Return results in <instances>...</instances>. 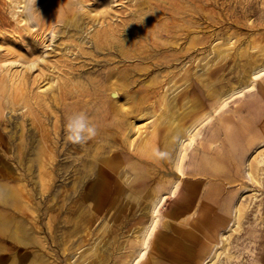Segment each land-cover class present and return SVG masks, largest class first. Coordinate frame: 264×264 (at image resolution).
Returning a JSON list of instances; mask_svg holds the SVG:
<instances>
[{"label":"rangeland","instance_id":"obj_1","mask_svg":"<svg viewBox=\"0 0 264 264\" xmlns=\"http://www.w3.org/2000/svg\"><path fill=\"white\" fill-rule=\"evenodd\" d=\"M23 7L27 9L23 10ZM159 11L170 13V21L179 25L178 49L154 45L159 43H153L160 38L158 36H166V32H156L161 29L155 30V39L144 42V52L137 55L131 50V57L120 56L115 49L96 47L100 40L113 38L119 46L128 36H136L135 31L143 26L141 21L146 15L152 18L151 25H163V19L154 17ZM25 14L32 21L25 18ZM72 16L75 25H66ZM93 19L98 21L93 24ZM97 31L101 38L96 37L95 41L91 36ZM69 33H75L79 39L68 36ZM192 38L195 42L187 46ZM7 57L36 59L39 64L31 71L28 88L31 97L35 96L33 100L47 112L46 126L54 134L55 161L50 167L51 182L46 188L50 190L40 191L39 183H36L39 179L37 167L31 168L29 162L39 140L40 131L37 132L39 129L33 124L37 120L34 121L27 108L20 104L15 105V110L5 108L0 117V219H6L5 224L9 226L19 223L33 242H17L12 246L8 244L10 240H0V254L3 255L0 264H10L14 256L22 257L18 258L19 264H42L44 261L76 264L78 260L83 261L82 254H92V245H98L101 251L86 260L87 264H99L107 256L109 259L102 264H123L122 261L129 264L131 258L125 262V255L129 250L135 255L145 239L149 246L145 245L148 247L142 264H264V92L260 86L264 83V74L252 78L251 73L256 63H264V0H0V59ZM14 63L11 67L8 64L10 69H23L22 63ZM111 71H115L116 76ZM118 71L125 72L124 76ZM90 76L98 79L103 87L100 86L96 95L67 96L69 99L64 100L65 79L74 78L92 88L96 84ZM248 79L252 80L251 87L224 100L227 92L239 88ZM108 80L118 86L114 88L118 92L117 101L109 103L112 109L121 105L129 109V117L116 116L122 118L117 122L120 138L119 135L113 137L117 147L110 154L127 152L130 156L124 162L115 157L116 174L105 166L103 155L93 157L96 144L91 140L84 145L67 141L65 117L73 112L66 114L61 107L81 99L110 100L108 88L104 89L105 85H110ZM46 87L51 90L45 91ZM213 93L222 101L211 108ZM55 96L60 98L59 105ZM163 97L167 98V106L162 104ZM161 110L174 112L185 129L197 125L191 132L192 143L185 141L183 144L186 156L180 168H175L176 160L148 159L137 153L141 140L152 137L155 114ZM104 114L103 123L105 116L109 118ZM255 117H258V123L255 120L254 125L257 133L243 135L233 149L225 137L228 132L224 131L234 129L242 120L253 121ZM221 119L227 122L226 126ZM128 120L133 121L128 131L131 141L125 145L122 139L127 133L124 131ZM163 120L155 136L161 151L168 134V119ZM23 137L27 141L23 151L25 156L19 160L17 144ZM179 147L180 143L176 152ZM205 147L209 149L205 151L210 159L217 152L221 156H217L215 162L220 166L218 174L212 171L211 161L205 170L198 169ZM90 163H93L94 171L84 175V169ZM97 183H103L102 189ZM13 190L17 191L18 198H7L5 193ZM153 190L165 193L153 212L156 215L150 210L157 201L156 196L150 195ZM39 191L41 195H38ZM152 216L157 217L149 226L148 239L143 233ZM1 229L0 225V232L10 234ZM74 230L80 232L72 239L71 250L64 252L59 239L66 235L67 239L73 237L69 233ZM131 242L136 243L134 248ZM79 244L82 246L77 249Z\"/></svg>","mask_w":264,"mask_h":264},{"label":"bare ground","instance_id":"obj_2","mask_svg":"<svg viewBox=\"0 0 264 264\" xmlns=\"http://www.w3.org/2000/svg\"><path fill=\"white\" fill-rule=\"evenodd\" d=\"M5 1H11V0H5ZM152 1V0H151ZM178 1V0H177ZM104 2V1H103ZM135 2V1H134ZM156 2V1H154ZM176 2V1H175ZM14 3V2H13ZM82 3V2H81ZM91 3V2H90ZM158 3V1H157ZM181 3V2H180ZM183 3V2H182ZM196 3V2H195ZM194 3V4H195ZM23 4V3H22ZM21 4V5H22ZM103 4V3H102ZM137 4V3H136ZM163 4V2H162ZM176 4V3H175ZM19 5V6H21ZM26 5V4H25ZM111 5V4H110ZM147 5V4H146ZM168 6V4H166ZM180 5V4H179ZM102 6V5H101ZM158 7V6H157ZM180 7V6H179ZM18 8V6H17ZM25 7H23V10H24ZM162 8V6L160 7V9ZM176 8V7H175ZM27 9V8H25ZM88 9V8H87ZM147 9V8H146ZM159 9V7H158ZM182 8H180L181 10ZM17 10V9H16ZM164 10V9H163ZM26 11V10H25ZM91 10H89L90 12ZM165 11V10H164ZM94 12V11H93ZM91 12V13H93ZM171 12V11H170ZM178 13V12H177ZM29 14V13H28ZM21 15V14H20ZM152 15V14H151ZM157 16L154 15V17L157 19V20H161L163 19L164 20V23L163 25H158V24H150L152 18L151 17H148L147 15L145 16V18L142 19V24L143 26L141 27H138L137 31H135L136 36H128L127 39H125V41L122 42L121 45L117 46V44L112 41L113 38H111V40H100L99 39L101 37V35H99L100 31H97L96 35L95 34H92L91 36V39L93 38L95 40L96 37L97 40L99 41L100 44H97L96 43V47L97 48H102V49H105V48H108V49H115L117 52H119L120 56H127L129 55L130 57L132 56V54L130 53L131 50H135L137 55L139 54V52H142V46H144V42L146 41H149V40H152V39H155V35H154V32L155 30H158V29H161V30H158L156 31L157 33H161V32H166V36H158L160 37L159 39L156 38V41H154L153 43L155 42H159V43H155L154 45L156 46V44H160L161 46H163L164 48H170L171 49H178L180 47V42H179V39L177 38L178 36V33H177V30H180L178 29V24H174L172 23L170 20H172V16L170 13H166V12H163V11H159L158 14H156ZM25 18H28L29 15L25 14L24 15ZM176 16V15H175ZM23 18V17H22ZM72 18L73 16L68 19V21L65 23L66 25H70V26H74L75 24L72 22ZM140 18V17H139ZM174 18V17H173ZM206 18V17H205ZM29 19V18H28ZM87 19V18H86ZM135 19V18H134ZM177 19V18H176ZM16 20V19H15ZM24 21V18L22 19ZM194 20V19H193ZM28 21V20H27ZM26 21V22H27ZM29 21H32V19ZM28 21V22H29ZM96 19H93V24L96 23ZM139 22V21H138ZM77 23V22H76ZM86 23V22H84ZM90 23V21H89ZM162 23V22H161ZM194 24V23H193ZM35 25V24H34ZM209 25V24H208ZM212 25V24H211ZM36 26V25H35ZM56 26V25H55ZM20 27V26H19ZM32 27V26H31ZM37 27V26H36ZM80 27V26H79ZM78 27V28H79ZM88 27V25H87ZM93 27V26H92ZM123 27V26H122ZM193 27V26H192ZM26 28V27H25ZM47 29V28H46ZM61 29V28H60ZM67 29V28H65ZM90 29V28H89ZM123 29V28H122ZM188 29V28H187ZM198 29V28H197ZM227 29V28H226ZM217 30V29H216ZM37 31V30H36ZM153 31V32H152ZM188 31V30H186ZM229 31V30H228ZM55 30H53V34H54ZM78 33L80 31H77ZM125 32V31H124ZM128 32V31H127ZM130 32V31H129ZM192 32V31H191ZM237 32V31H236ZM67 33V32H66ZM52 34V35H53ZM64 34H65V30H64ZM120 34V33H119ZM123 34V33H122ZM134 34V33H133ZM202 34V33H201ZM213 34V32H212ZM252 34V33H251ZM5 35V33H4ZM27 35V34H26ZM57 35V34H56ZM68 36H72L73 38L75 39H79V36H76L75 33H69L67 34ZM66 35V36H67ZM194 35V34H193ZM215 35V34H214ZM181 36V35H180ZM192 36V35H191ZM56 37V36H55ZM62 37V36H61ZM193 37V36H192ZM182 38V37H181ZM188 38V37H187ZM212 38V37H211ZM183 39V38H182ZM181 39V40H182ZM214 39V38H213ZM230 39V38H229ZM233 39V38H232ZM22 40V39H21ZM96 41V40H95ZM251 41V40H250ZM37 42V40H36ZM145 42V44H146ZM152 42V41H150ZM149 42V43H150ZM185 42V41H184ZM194 43L195 42V38H192L189 42V45H191L190 43ZM209 42V41H208ZM38 43V42H37ZM220 43V42H219ZM224 43V42H223ZM240 43V42H239ZM184 44V43H183ZM208 44V43H207ZM206 44V45H207ZM10 45V44H9ZM46 45V44H45ZM153 45V44H152ZM205 45V46H206ZM116 46L118 48H116ZM217 47V46H216ZM58 48V47H57ZM159 48H161L159 46ZM158 48V49H159ZM16 49V48H15ZM44 49V48H43ZM54 49V48H52ZM144 49H145V46H144ZM199 49V48H198ZM60 50V49H58ZM164 50V49H163ZM162 50V51H163ZM229 50V49H228ZM56 51V50H55ZM107 51V50H106ZM46 52V51H45ZM144 52V51H143ZM146 52V51H145ZM209 52V51H208ZM29 53V52H28ZM33 53V52H32ZM43 53V52H42ZM135 53V52H134ZM135 53V54H136ZM151 53V52H150ZM144 54V53H143ZM159 54V53H158ZM5 55V53H4ZM35 55V54H34ZM39 55V54H38ZM136 55V56H137ZM142 55V53L140 54ZM236 55V53H235ZM159 56V55H157ZM216 56V55H215ZM42 57V56H41ZM47 57V56H46ZM81 57V56H80ZM96 57V56H95ZM161 57V56H160ZM129 58V57H128ZM153 58V57H152ZM169 58V57H168ZM167 58V59H168ZM241 58V57H240ZM143 59V58H142ZM194 59V58H193ZM36 59H31V60H22V59H19V58H10V57H7L6 59H0V117L1 115L4 113V109L5 108H9V109H13L15 110V105H21V107H26L27 108V111H28V114L29 116L34 120L36 121L37 120V123L36 122H33V124L39 129L37 130L40 131V133L38 134L39 136V140L37 141V145L35 146L36 149L35 150V153L32 157H30L29 159V162L31 163V168L34 167L36 165L37 167V170H38V179L36 182L37 184L39 183V186L40 188V191H44L46 188H48L47 186L49 185V183L51 182V176H52V170H50L51 166H53V162L55 161V141L53 139V133H51V130L50 128H47V121L45 120V118L47 117V112L45 110V108L38 102H36V100H33L35 98L31 97L32 94L30 92V88H28V83L30 82L29 80V77H30V74H31V71L34 69V67H38L39 64H37V62L35 61ZM41 60L43 62H46V59L45 58H41ZM166 60V59H165ZM255 60V59H254ZM52 61V60H51ZM57 61V60H56ZM14 62H17L19 64L22 63V70H18V71H15V70H12L10 69L11 65L14 63ZM143 63V62H142ZM148 63V62H146ZM158 63V62H157ZM253 63V62H252ZM256 63V62H255ZM8 64L10 65V67L8 66ZM15 64V63H14ZM113 64V63H112ZM144 65V64H143ZM141 64V66H143ZM148 65V64H147ZM17 66V65H16ZM50 67V65H48ZM94 66V65H93ZM114 66V65H113ZM146 66V65H145ZM144 66V67H145ZM152 66V64H151ZM13 67V66H12ZM20 67V68H21ZM55 67V66H54ZM99 67V66H98ZM14 68V67H13ZM19 68V69H20ZM108 68V67H107ZM163 68V67H162ZM106 69V68H105ZM105 69H103L104 71H106ZM113 69V68H112ZM116 68H114L115 70ZM120 69V68H119ZM118 69V70H119ZM145 69V68H144ZM166 69V68H164ZM111 70V69H110ZM139 70V69H138ZM143 70V69H142ZM158 70V69H157ZM120 71V70H119ZM118 71V72H119ZM124 70H122L123 72ZM189 71V70H188ZM111 72H114V76H116V72L115 71H111ZM121 72V71H120ZM119 72V73H120ZM125 73V72H124ZM123 73V74H124ZM252 75L253 77L252 78H255L259 75H262L264 74V63H256L253 67V70H252ZM81 74V73H80ZM79 74V76H80ZM84 74V73H82ZM93 74V73H91ZM110 74V73H109ZM120 73V75H123ZM241 74V73H240ZM119 75V74H118ZM126 75V74H125ZM105 76V75H104ZM103 76V77H104ZM113 76V77H114ZM124 76V75H123ZM123 76L121 79H123ZM110 75H108V79H109ZM118 77H121V76H118ZM126 77V76H125ZM172 77V76H171ZM262 77V76H261ZM117 78V77H116ZM170 77H168L169 79ZM31 79V78H30ZM163 79V78H162ZM165 79V78H164ZM167 79V80H168ZM90 80L91 81H94L96 85H94L92 88H88L86 87L85 84L79 82V81H76L74 80V78L72 79H68L66 81L65 79V85H63V91H64V100H68L69 98L67 96H72V97H88V95H96L97 91L100 89V82L98 79H95L94 77H91L90 76ZM105 80V79H104ZM118 80V79H116ZM125 80V79H123ZM129 80V79H128ZM166 80V81H167ZM37 81V80H35ZM121 81V80H120ZM126 81H127V77H126ZM162 81V80H161ZM165 81V82H166ZM251 81L252 80H247L243 83L242 86H240L239 88L237 87L236 89H233V90H230L229 92H225L226 95H224V100H227L229 98H232L233 96L243 92V90L245 88H249L251 87ZM97 82H99L97 84ZM102 82V81H101ZM104 82V81H103ZM106 82V81H105ZM104 82V83H105ZM109 82V80H108ZM123 82V81H122ZM33 83V82H31ZM110 83V82H109ZM149 83H152V80L149 81ZM175 83V82H174ZM253 83V82H252ZM107 84V82L105 83ZM103 84V85H105ZM117 84V83H115ZM114 82L111 81L110 85L107 86L105 85V88H108L107 89V95H108V98L110 100L108 101H99V100H77V101H74L72 104H62L61 107H62V110L68 114L71 112L74 113V112H77V111H84L88 114L89 118H90V121L92 123H94L96 125V127L98 128V135L91 139V142L92 144H96L95 145V149H96V152L94 151V154H93V157L94 158H97L98 156L100 155H103L104 157V161H105V166L109 169H111L112 172H114L116 174V169L118 167V165L115 163L116 159L115 157H119L121 159V161H127L129 160L130 156L129 154H127V152L123 153V152H120V153H111V151L115 150V148L117 147V144L114 142L115 140H113L114 136L115 135H119V131L117 130V122H121V119L122 118H126V117H129L127 114L129 112V109H125V105H121V106H118L114 109H112V107L110 106V102L111 104H114V101H117V95H115L114 93L118 94V92L115 90L117 88H115V85ZM120 84V82H119ZM123 84H126V83H123ZM122 85V84H121ZM127 85V84H126ZM191 85V84H190ZM240 85V84H239ZM33 86H34V83H33ZM51 86V85H50ZM114 86V87H113ZM158 86V85H156ZM162 86V85H161ZM260 86H261V90L264 92V83L261 82L260 83ZM102 87V86H101ZM118 87V86H117ZM124 87V86H123ZM126 87V86H125ZM150 87H153V86H150ZM163 87V86H162ZM103 88V87H102ZM115 88V89H114ZM154 88V87H153ZM152 88V89H153ZM161 88V87H160ZM93 89V90H92ZM162 89V88H161ZM160 89V90H161ZM35 90V89H34ZM51 90V87L49 89V87H46L45 88V91H50ZM121 90V89H120ZM151 90V89H150ZM188 90V88H187ZM246 90V89H245ZM149 91V90H148ZM147 92V91H145ZM163 92V91H162ZM213 91H211L212 93ZM33 93V92H32ZM74 93V94H73ZM35 94V93H34ZM160 94V93H158ZM241 95V94H240ZM128 97H130V95L128 94L127 95ZM126 96V99H128V97ZM213 99L214 101L211 103V108H214L215 105L219 103V99L217 96L214 95V93L212 94ZM215 96V97H214ZM175 97V96H174ZM238 97V96H237ZM48 99V98H47ZM54 99L58 100L57 102V105H59V101H60V98H56V96L54 97ZM85 99V98H84ZM151 99V98H150ZM53 100V99H52ZM222 101V100H221ZM254 102L257 101V99H253ZM47 102V101H46ZM162 104L163 105H166L167 106V98L163 97V100H162ZM189 102V101H188ZM170 103V102H169ZM168 103V104H169ZM175 104V102H174ZM252 105L253 102H252ZM52 106V105H51ZM49 107V106H48ZM47 107V108H48ZM73 107V109L71 108ZM129 107V106H128ZM173 107V106H172ZM101 109L103 110L101 112ZM103 112L107 115H109V118L107 119V117L105 116L106 118V121L105 123H103V119H102V114ZM112 112H115V114L111 115ZM168 112V113H167ZM165 112L164 110H161L159 113L155 114L156 116V119L153 123V132H152V137H146L144 140H141L140 142V146L138 147V154L139 156L141 157H144V158H148V159H158V157L155 155V152L157 149H159V146L156 145V140H155V136L157 135V130H158V127L161 126L159 124H162L164 123V120L163 118H166L168 120L167 121V130H168V134L164 140V148H163V151H165L168 155L166 158H164L163 160L168 161V162H171L172 160L175 161V168H180V165H181V161L185 158V154H184V151H186V147L185 145L183 146L184 142L187 141L189 144L192 143V140H193V136L191 137V132L194 131V129L197 127V125H190L188 126L186 129L184 128V123L181 122V118L180 117H177V115L174 113V112H170V111H167ZM15 113V112H14ZM104 114V115H105ZM117 114V115H116ZM121 114L122 118L119 119V115ZM153 114V113H152ZM15 115V114H13ZM51 115V114H50ZM154 115V114H153ZM23 116V115H21ZM116 116H119V117H116ZM137 116V115H136ZM143 115H140L139 117H141ZM55 117V116H54ZM104 117V116H103ZM138 117V116H137ZM9 118V117H8ZM118 119V120H117ZM257 119L258 117H255V119L252 121V120H242L240 121L238 124L235 125V128L234 129H230V131H224L225 133V137H227V140H228V144H230L231 142V145L233 146V149H236L237 145H238V142L240 140V138L245 135V134H250V132L252 133L253 131L255 132L256 128H254V125L256 126V123H255V120L257 122ZM177 120V121H176ZM221 123H223L224 125L227 123L226 121L224 120H220ZM2 122V120L0 121ZM3 122H4V119H3ZM17 122V121H16ZM14 123V122H13ZM258 123V122H257ZM16 124V123H15ZM132 124H133V121H127L125 122V126H126V129L124 132L127 131L126 135H123V139H122V142L123 144L125 145H128V143L131 141L130 139V136H128V131H130V128L132 127ZM136 124V123H135ZM25 126V125H24ZM28 126V125H27ZM226 126V125H225ZM32 127V126H31ZM34 127V126H33ZM33 129V128H32ZM256 129V130H255ZM31 130V129H30ZM35 130V128H34ZM11 132V131H10ZM34 131V133H37ZM28 133V132H27ZM33 133V131L31 132ZM222 133V132H221ZM257 133V132H255ZM9 134V133H8ZM259 134V133H258ZM257 134V135H258ZM32 135V134H31ZM30 135V136H31ZM36 135V134H35ZM65 135V134H64ZM256 135V134H254ZM10 136V135H9ZM14 136V135H13ZM18 136V134H17ZM21 136V135H20ZM118 137V136H117ZM217 137V136H215ZM119 138H120V135H119ZM2 139V137H0V140ZM11 139V138H10ZM22 141L20 143H18L17 145H19V148H18V158L19 160L22 159L23 155L25 156L24 154V149L26 148V144H27V141H26V138L23 137L21 138ZM99 139V140H97ZM96 140V141H95ZM16 141V140H15ZM36 142V141H35ZM209 142V141H208ZM67 143V142H66ZM180 143V147H179V150L177 149L178 152H176V148H177V145ZM12 144V143H11ZM216 144V142H215ZM210 145H211V141H210ZM61 146V145H60ZM189 146V145H188ZM230 146V145H229ZM34 147V148H35ZM263 147V146H262ZM92 148V147H91ZM211 148V147H210ZM231 148V146H230ZM127 149V148H126ZM128 150V149H127ZM203 156L202 158L198 161V169L200 171H203L205 170V167H207L208 165V162L210 163L211 167L214 166L212 168V171L215 172L216 174L217 173V170L219 169V165L216 162V159L218 160V157H221V156H218L219 152L215 153V156H211L212 159L209 158V154H208V151H205V150H209L208 148H203ZM4 151V150H3ZM30 151V150H29ZM100 152V153H99ZM211 152V151H210ZM59 153V152H58ZM13 154H16L13 152ZM30 155V154H29ZM108 155V156H106ZM218 156V157H217ZM176 158V159H175ZM60 159V158H59ZM27 160V159H25ZM57 160V158H56ZM160 160V159H159ZM154 161V160H153ZM161 161V160H160ZM159 161V163H161ZM59 162V161H58ZM23 163V162H22ZM26 163V162H25ZM66 163V162H64ZM247 163V162H246ZM58 164V163H57ZM100 164V163H99ZM10 165V164H9ZM14 166V165H13ZM28 166V167H29ZM25 167V166H24ZM27 167V168H28ZM29 167V168H30ZM74 167V166H73ZM14 168V167H13ZM21 168V167H20ZM29 168L27 170H29ZM185 168V167H184ZM24 169V168H22ZM104 169V168H103ZM155 169V168H154ZM14 170V169H13ZM20 170V169H19ZM25 170V169H24ZM31 171H33L32 169H30ZM85 173L84 175H90L93 171H94V165L93 163H90L88 166H86V169H84ZM260 171V170H259ZM30 172V171H29ZM37 172V171H36ZM35 172V173H36ZM26 173V172H25ZM179 173V172H178ZM13 174V173H12ZM57 174V173H56ZM20 175V174H19ZM180 175V173H179ZM182 175V174H181ZM180 175V176H181ZM259 175V174H258ZM60 176V175H59ZM6 177V176H5ZM56 177V176H55ZM20 178H23L20 176ZM61 179V178H60ZM28 180V179H27ZM31 180H34V179H31ZM24 181V180H23ZM35 182V180H34ZM24 183V182H23ZM33 184L34 186V183L33 182H30ZM63 183V182H62ZM76 183V181H75ZM178 183V182H176ZM175 183V184H176ZM25 184V183H24ZM65 184V182H64ZM98 184V183H97ZM103 184V183H102ZM102 184L99 183L98 187L99 189H102ZM80 185V184H79ZM38 186V187H39ZM75 186V185H74ZM174 186V185H173ZM31 187V186H30ZM67 187V186H66ZM175 187V186H174ZM244 187V186H243ZM172 188V187H171ZM176 188V187H175ZM33 189V188H32ZM31 189V190H32ZM37 189V190H38ZM174 189V188H173ZM36 190V189H35ZM36 190V191H37ZM47 190V189H46ZM50 190V189H49ZM47 190V191H49ZM53 190V189H52ZM38 193V195L41 193ZM173 191V190H172ZM171 191V192H172ZM34 192V191H33ZM153 193L150 194L152 196H156L157 197V201L154 202V204L151 207L150 210H152V213L156 211V207H157V204H159L160 200L163 199L165 196V193L163 194V192H157L156 190H153L152 191ZM31 193V192H29ZM151 193V191L149 192ZM167 193V192H166ZM6 194V197L7 198H15L17 199L18 198V193L17 191L13 190L12 192H9V193H5ZM35 194V193H34ZM66 194V193H65ZM168 194V193H167ZM166 194V195H167ZM254 194V193H253ZM30 195V194H29ZM37 195V196H38ZM44 195V194H43ZM175 195V194H174ZM45 196V195H44ZM53 196V195H52ZM36 197V196H35ZM41 197V196H40ZM150 198V197H149ZM238 198V197H237ZM32 199H33V196H32ZM43 199V198H42ZM55 199V198H54ZM153 200V198H151ZM150 199V200H151ZM53 200V198L51 199ZM50 200V201H51ZM37 201V200H36ZM33 203V202H32ZM31 203V204H32ZM39 203V201L37 202ZM34 205V204H33ZM35 206V205H34ZM147 207H149L147 205ZM46 208V207H45ZM70 208V207H69ZM149 209V208H148ZM10 210V209H8ZM33 210V209H32ZM195 210V209H194ZM147 211V210H145ZM20 212V211H19ZM40 212V211H39ZM143 212V211H142ZM158 212V211H157ZM36 213V212H35ZM46 213V212H45ZM144 213V212H143ZM175 213H176V210H175ZM192 213V212H191ZM155 214V213H153ZM39 215V214H38ZM156 215V214H155ZM172 215H174L172 213ZM35 216V215H34ZM203 216V215H202ZM31 217V216H30ZM36 217V216H35ZM48 217V216H47ZM157 217V216H155ZM155 217L152 216V219L150 221V225H148L147 227H145V231L143 233V237L146 236L147 234V231H149L148 229L150 228L149 226L152 225V223L155 221ZM39 218V217H38ZM19 219V218H18ZM37 219V218H36ZM6 220V219H5ZM5 220L4 219H0V225L2 226L3 229H1V231H8V235H6L4 232H0V240H10L9 241V245H12L14 246L13 244L17 243V242H26V243H29L31 242V235H29L28 232H26L25 229H22L19 225V223L15 224L14 226H9V224H5ZM75 223V222H74ZM157 223V221H156ZM155 224V223H154ZM38 225V224H37ZM48 225V224H47ZM107 225L109 226V224L107 223ZM31 226V225H30ZM82 226H85V223L82 225ZM39 227V226H37ZM36 227V228H37ZM27 228V227H26ZM40 228V227H39ZM141 228V227H140ZM152 228V227H151ZM107 228H105V230H107ZM143 229V228H142ZM42 231V230H41ZM72 231V230H71ZM142 231V230H140ZM152 231V233L154 232L153 229L151 230L150 229V232ZM59 232V231H58ZM70 232V231H69ZM80 230H74L72 233H69V236H73V237H70L69 239H67V235L65 237H60L59 241H61V244L63 245L62 249L65 251L67 250H71V245L73 243L72 239L75 236V234H79ZM135 232V231H134ZM139 233V232H138ZM141 233V232H140ZM149 233V232H148ZM57 234V233H56ZM151 234V233H150ZM55 235V234H54ZM63 235V234H62ZM129 235V234H128ZM141 235V234H140ZM148 235V234H147ZM153 235V234H152ZM55 237V236H54ZM136 237V236H135ZM139 237V236H138ZM148 237V236H146ZM120 238V237H119ZM140 238V237H139ZM150 238H151V235H150ZM136 239V238H135ZM141 239L143 240V238L141 237ZM149 239V237H148ZM140 240V239H139ZM141 240V241H142ZM146 240V239H145ZM143 241L141 242L137 247H139L137 253L135 255H133V253L131 252V250L128 251V253L125 255V262H127V259L128 258H131V261L129 262V264H142V261L145 259L143 258L145 256V248L147 250V247L149 246L148 244H145L146 241ZM97 241V240H96ZM148 241V240H147ZM150 241V240H149ZM33 242V241H32ZM31 242V243H32ZM80 242H82L80 240ZM134 242V241H133ZM131 242V246L134 248V245H136V243H133ZM42 243V242H41ZM60 243V242H59ZM95 243V242H94ZM112 243V242H111ZM148 243V242H147ZM150 243V242H149ZM3 244V243H2ZM25 244V243H24ZM98 244V243H97ZM34 245V244H33ZM145 245H148L147 247ZM82 245L79 244L77 249H79V247H81ZM123 246V245H122ZM74 248V247H73ZM72 248V250H73ZM122 248V247H121ZM120 248V249H121ZM127 248V247H126ZM91 253L90 255L88 256H85L84 254H82L83 256V261L79 262V260L77 262H75L76 264H84V262H86V260H89L90 257L94 254H97V251L100 250V247L98 245H92L91 246ZM20 250V249H19ZM103 250V249H102ZM149 250V249H148ZM101 251V250H100ZM104 251V250H103ZM112 252V251H111ZM224 252V251H223ZM62 253V252H61ZM71 253V252H70ZM14 254V253H13ZM47 255V254H46ZM65 255V254H64ZM75 255V254H74ZM87 255V254H86ZM103 255V254H102ZM24 256V255H23ZM42 256V253L41 255ZM38 256V257H40ZM77 256V255H76ZM46 257V256H44ZM43 257V258H44ZM50 257V256H49ZM79 257H81V255H79ZM95 257V256H94ZM147 257V256H146ZM11 258V257H10ZM18 258L19 259H22V257H17V256H14L13 260L10 261V264H19V261H18ZM107 259H102L101 262L99 264H102L104 260H108L109 257L107 256L106 257ZM3 259V255L0 254V261ZM55 259V258H54ZM80 259V258H79ZM92 259V258H91ZM100 259V258H99ZM97 260V259H96ZM92 261V260H90ZM116 261V260H115ZM43 261H41L42 263ZM48 261H44L42 264H48L47 263ZM36 263V262H35ZM122 263L124 264V261H122ZM87 264V262H86ZM88 264H91V263H88ZM94 264V263H93ZM126 264V263H125ZM128 264V263H127Z\"/></svg>","mask_w":264,"mask_h":264},{"label":"clouds","instance_id":"obj_3","mask_svg":"<svg viewBox=\"0 0 264 264\" xmlns=\"http://www.w3.org/2000/svg\"><path fill=\"white\" fill-rule=\"evenodd\" d=\"M64 131L67 141L74 145H84L98 135V128L90 121L88 114L84 111H77L67 115L65 117ZM155 155L160 159H164L168 154L157 149Z\"/></svg>","mask_w":264,"mask_h":264}]
</instances>
